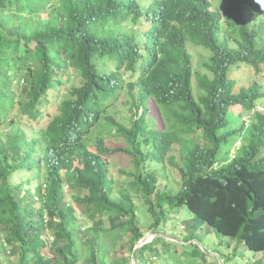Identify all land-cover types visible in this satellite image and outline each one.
I'll list each match as a JSON object with an SVG mask.
<instances>
[{
    "label": "trees",
    "instance_id": "16d2710c",
    "mask_svg": "<svg viewBox=\"0 0 264 264\" xmlns=\"http://www.w3.org/2000/svg\"><path fill=\"white\" fill-rule=\"evenodd\" d=\"M257 4L0 0V264H206L198 244L189 250L191 236L189 245L175 243L182 260L175 248L158 250L173 242L161 235L137 246L184 209L191 228L206 226L235 242L225 243L235 253L248 249L251 264H264ZM241 77L252 81L239 84ZM94 131L124 140L139 207L127 192L114 193L103 139L87 148ZM180 142L181 163L170 153ZM166 162L179 171L177 191L158 184ZM61 174L78 190L70 203ZM138 209L151 216L146 232Z\"/></svg>",
    "mask_w": 264,
    "mask_h": 264
},
{
    "label": "rangeland",
    "instance_id": "374dc122",
    "mask_svg": "<svg viewBox=\"0 0 264 264\" xmlns=\"http://www.w3.org/2000/svg\"><path fill=\"white\" fill-rule=\"evenodd\" d=\"M261 4L264 5V3L262 2ZM254 12H256V10H254ZM197 57H200V55H197ZM203 57H205V55ZM198 62L200 61H195L194 63L196 67H197L196 64ZM242 70L243 69H240L241 71L240 75H245L246 73L249 72L248 69H245L243 71ZM250 74L253 75V78H259L256 75L255 70H252ZM233 78H235L234 75H233ZM251 81L252 79L241 77L239 80V84H246V83H250ZM232 108L235 113L240 112V106H232ZM258 109L261 111H264V106L259 105ZM151 114L154 116L155 119L159 120V116L157 115L156 112H151ZM100 138L103 139L104 145L107 149V151L104 152L102 156L108 162L109 175L115 179V189H122V190L128 191V193L133 197L136 204L140 205L144 200L142 195L134 191L133 184L131 185L128 183V180L130 179L128 171L133 169V165H132L133 160L131 156L124 153L122 149H120L125 146L124 140L121 137L113 134L112 131H104L103 133H98L97 131H94L93 133L90 134V136H88V139L86 140L87 148L91 151H96L95 143H96V140ZM239 143H242L241 138H239L238 141L236 142L234 141L232 148H231V152H234L235 149H237L236 147L237 145H239ZM180 145H181V142L176 143L173 146V149L170 153L174 154L177 158V161L181 163L180 154H179ZM76 164H77V161H76ZM164 164H165V169L163 170L162 173L159 174L158 184L160 185L161 189L163 188L164 185H166L171 191H177L179 188V182H180L179 171L170 162H166ZM22 176L24 179L28 177V175L27 174L25 175V173ZM71 180H72L71 178L67 179V183H65V185L67 184L69 187L64 188V191L67 194V202L69 203H70L71 197L78 192V190H74V188H72L70 184ZM17 181H21L20 175L16 176V182ZM76 210H77V213H79V209L77 207H76ZM138 213H140V216H141L140 224H142L143 230H145L146 232V228L151 222V216L145 214L146 216L144 217V213H141L140 211ZM170 216H172V214ZM188 216H189L188 213L185 215V209L182 210V213L181 212L175 213V215L166 224L162 226L160 231H158L157 233H154L148 230L144 237L147 238V240L149 241L151 240L153 236L157 234V235H162L165 240L173 241L174 243L169 242V244L166 246L160 243L157 244L156 246L158 250H161L164 248H167L168 250H173L175 248L177 252L176 257H180L181 260L183 258L182 253H181L182 248L181 246L177 244L182 245V244L187 243V245H189V242L185 243L186 239L184 236L186 235V236H191L192 237L191 241L194 243V245L190 246L189 250L194 249L195 244H198V251L202 252L200 253V256L203 255L202 258L206 259V262H207L206 264H244V263L249 264L251 262V260L253 259V256L252 257L250 256L251 252L248 249L239 250L237 253H235L233 251L234 248H229L228 246L226 247L225 245V243L227 242L228 245L235 246L236 245L235 242H233L232 240H227L226 237L219 235L214 230H212V233H211V229L206 226L205 228L207 230L200 229V228L199 229L191 228L190 225L185 222L186 221L185 219H187ZM78 221L83 222L82 219H79ZM206 231H208V233H206ZM217 239H221V241L224 243L217 244V241L219 242V240ZM172 244H175V245H172ZM123 245L124 246L120 244L119 247L124 250L125 255H129V250H127V244L125 243ZM154 257L152 258L154 259ZM259 257H260L259 254L254 255V259H259ZM161 258H164V257H161ZM187 261H189V258H185L182 264H185ZM105 262L107 264H110L109 259H106ZM198 262L201 263V260H198ZM177 263L181 264V261H177ZM156 264H162V260L156 261ZM163 264H164V260H163Z\"/></svg>",
    "mask_w": 264,
    "mask_h": 264
},
{
    "label": "clouds",
    "instance_id": "9594fccd",
    "mask_svg": "<svg viewBox=\"0 0 264 264\" xmlns=\"http://www.w3.org/2000/svg\"><path fill=\"white\" fill-rule=\"evenodd\" d=\"M263 0H261V2H262ZM258 6H260V4H257L254 8H256V7H258ZM262 106H264V105H262ZM264 112V111H263ZM93 133V132H92ZM198 133L199 134H201V132H197L196 134H194V135H198ZM106 151H107V149H106ZM105 151V152H106ZM145 154H147L146 153V150L144 149V151H143ZM130 156V155H129ZM104 158V157H103ZM132 158V157H131ZM105 159V158H104ZM106 160V159H105ZM106 163H107V167H108V162H107V160H106ZM61 172H63L64 173V171L63 170H61ZM60 172V173H61ZM17 176V175H16ZM61 177H63L62 176V174H61ZM108 177L110 178V179H112V181L113 182H115V179L113 178V177H111L110 175H109V168H108ZM68 178H71V177H69V176H65L64 175V177H63V190H64V188L65 187H69L67 184L65 185V183H67V179ZM72 179V178H71ZM133 184V188H134V191L135 192H137L136 190H135V184L134 183H132ZM113 190H114V193H117L119 190H122V189H115V184H114V188H113ZM123 191H125V192H127L128 193V191H126V190H123ZM138 193V192H137ZM129 194V193H128ZM138 194H140V193H138ZM75 195H77V194H75ZM75 195H73V196H75ZM117 195V194H116ZM130 195V194H129ZM131 196V195H130ZM131 198H132V200H133V202L136 204V202L134 201V199H133V197L131 196ZM137 205V204H136ZM138 207L140 206V205H137ZM78 208V207H77ZM75 209H76V207H75ZM139 211H140V209H138ZM139 211H137V213L139 212ZM141 212V211H140ZM76 213H77V211H76ZM142 213V212H141ZM144 213H145V211H144ZM139 215H140V213H139ZM79 218V217H78ZM140 219H141V216H140ZM140 222H141V220H140ZM163 226V225H162ZM162 226H161V228H162ZM154 233H156V232H154ZM155 236H159V235H155ZM155 236H153L152 238H151V240L155 237ZM162 236V235H161ZM163 237V236H162ZM145 238V237H144ZM164 238V237H163ZM151 240H149V241H151ZM149 241H147V242H149ZM141 242V241H140Z\"/></svg>",
    "mask_w": 264,
    "mask_h": 264
},
{
    "label": "water",
    "instance_id": "95a60500",
    "mask_svg": "<svg viewBox=\"0 0 264 264\" xmlns=\"http://www.w3.org/2000/svg\"><path fill=\"white\" fill-rule=\"evenodd\" d=\"M147 241H148L147 238H144L137 246H139L140 244H143V243H145ZM132 261L134 262V256L132 258Z\"/></svg>",
    "mask_w": 264,
    "mask_h": 264
}]
</instances>
